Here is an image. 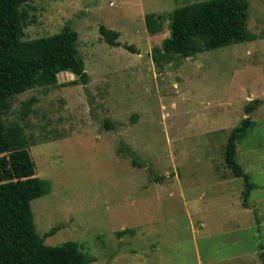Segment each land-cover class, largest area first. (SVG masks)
Listing matches in <instances>:
<instances>
[{"label": "rangeland", "instance_id": "rangeland-1", "mask_svg": "<svg viewBox=\"0 0 264 264\" xmlns=\"http://www.w3.org/2000/svg\"><path fill=\"white\" fill-rule=\"evenodd\" d=\"M200 1L19 3L23 40L67 24L79 32L87 83L56 72L3 115L44 183L31 203L37 230L48 245L78 242L77 264H263L264 0H248L250 41L192 57L167 52L173 11ZM152 13L155 32L145 21ZM102 24L120 33V46L104 40ZM246 117L237 160L256 185L248 207L243 177L225 163L228 137Z\"/></svg>", "mask_w": 264, "mask_h": 264}, {"label": "trees", "instance_id": "trees-1", "mask_svg": "<svg viewBox=\"0 0 264 264\" xmlns=\"http://www.w3.org/2000/svg\"><path fill=\"white\" fill-rule=\"evenodd\" d=\"M26 1L30 0H0V264H77L83 258L78 242L48 245L45 236L37 230L31 203L45 194L44 183L25 140L19 132L6 127L3 115L15 95L38 82H53L56 72L70 69L82 83H87L88 73L78 55L79 32L70 24L52 36L23 40L19 3ZM248 2L204 0L176 8L172 13L171 34L163 48L172 54L192 57L251 40L247 26ZM145 21L150 32L161 28L155 13L147 14ZM100 33L110 45H121L118 31L102 24ZM260 104L261 101H255L245 111L250 113ZM251 124L252 119L246 117L235 126L225 147L226 166L244 179L245 207L256 185L237 160V140ZM106 125L112 127L108 122ZM123 152L133 157L134 165H144L128 145ZM62 227L63 224L52 227L47 235L55 234Z\"/></svg>", "mask_w": 264, "mask_h": 264}, {"label": "crops", "instance_id": "crops-1", "mask_svg": "<svg viewBox=\"0 0 264 264\" xmlns=\"http://www.w3.org/2000/svg\"><path fill=\"white\" fill-rule=\"evenodd\" d=\"M248 26V25H247ZM248 41H250V40H247V41H244V42H238V43H246V42H248Z\"/></svg>", "mask_w": 264, "mask_h": 264}]
</instances>
